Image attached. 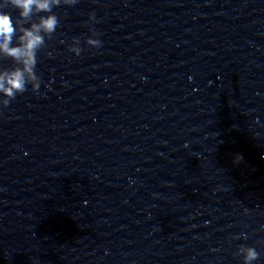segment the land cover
I'll use <instances>...</instances> for the list:
<instances>
[{"label":"clouds","instance_id":"1","mask_svg":"<svg viewBox=\"0 0 264 264\" xmlns=\"http://www.w3.org/2000/svg\"><path fill=\"white\" fill-rule=\"evenodd\" d=\"M77 0H4L0 5V59H11L13 67L0 69V108H7L18 94H23L31 86L33 92L40 88L41 80L37 74L38 52L46 47V39H52L59 19L53 8L63 5H75ZM11 6L18 16L13 20L11 13L3 7ZM45 13L46 15H41ZM90 20L95 19L90 14ZM92 37L98 36L94 29ZM86 43L95 48L101 46L97 38H88ZM80 41L73 39L69 51L79 56ZM242 156L237 155L234 163H239ZM239 238V237H237ZM247 239V236H244ZM236 255L242 256V264H254L260 253L254 246L240 245Z\"/></svg>","mask_w":264,"mask_h":264}]
</instances>
